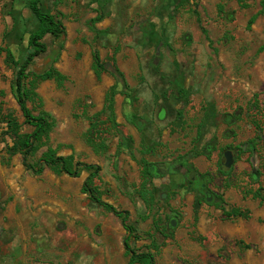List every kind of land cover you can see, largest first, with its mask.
Wrapping results in <instances>:
<instances>
[{
    "label": "rangeland",
    "instance_id": "374dc122",
    "mask_svg": "<svg viewBox=\"0 0 264 264\" xmlns=\"http://www.w3.org/2000/svg\"><path fill=\"white\" fill-rule=\"evenodd\" d=\"M28 4L0 0V119L11 113L19 132L31 127L11 92L5 55H26L28 33L38 26ZM40 8L65 26L52 64L65 78L40 81L28 101L54 119L36 157L50 146L99 164L100 197L128 212L137 235L129 243L151 252L154 264H264V0H107L93 25L101 10L94 0H40ZM43 41L47 50L31 71L53 57L57 41ZM93 49L115 62L130 88L114 95L115 124L104 109L115 79L95 74ZM13 142L2 120L0 264L16 252L27 264H138L129 262L120 219L82 192L87 171L35 174ZM227 149L230 168L222 165ZM206 173L212 202L194 188ZM232 208L246 216H226Z\"/></svg>",
    "mask_w": 264,
    "mask_h": 264
},
{
    "label": "trees",
    "instance_id": "16d2710c",
    "mask_svg": "<svg viewBox=\"0 0 264 264\" xmlns=\"http://www.w3.org/2000/svg\"><path fill=\"white\" fill-rule=\"evenodd\" d=\"M94 1L99 4L101 10H97L96 15L90 19L92 25L104 18L106 14L104 6L107 2V0ZM28 7L37 19L38 26L34 31L28 33L25 43V47L27 48L26 55L22 61H19L14 58L10 49H7L5 56L6 61L13 67L11 92L23 117V123L29 125L31 130L29 132H19L20 123L11 115V113L5 115L3 119H0V122L2 120L6 121V133L10 134L14 139L11 148H15L16 151L21 153L23 165L26 169L31 170L35 174L42 173L47 167L54 170L56 173H64L72 177L79 176L82 171H87L88 175L82 183L81 190L87 194L88 199L93 204L113 213L120 219L122 226L127 231L126 236L123 238V247L126 254L129 256V262L138 264H154V258L151 252H136L130 245V238H137V235L134 227L128 223V212L126 210L116 208L114 205L100 197L98 187L95 184V179L98 177L99 171L101 170V166L99 164L75 160L71 154H57L56 149H53L50 146H47L46 150L41 153L39 157H36L35 155L37 150L42 145L48 143L49 133L54 125V119L45 110L34 113L28 106V101L32 100L36 96L35 88L40 81L52 78L57 83L61 84L64 80L65 76L52 64L57 60L59 53L63 48L66 31L65 26L57 15L43 11L40 8V0H29ZM196 20L198 23L201 22L197 13ZM201 29L206 38H208L206 29L203 27H201ZM94 30L96 32L98 31L95 27ZM46 35L52 36L57 41L53 57L50 58V61L45 69H34L31 71L28 68L34 63L35 58L47 50V46L43 41V38ZM261 48H264V44ZM91 56L93 70L96 75H99L102 72H109L115 79V83L106 91L104 99V109H106L109 113L108 119L115 124L113 114L114 95L118 93V91L128 95L130 88L128 87L123 72L114 61H112V63L104 62L97 49L92 50ZM29 76H31V78L27 81ZM119 86L120 89H118ZM179 160V164L182 167H185L186 161L181 159V157H179ZM144 172L151 175L153 171H151V169L147 166ZM202 176L206 180V183H208L209 178H207V173ZM252 176L255 175L253 174ZM192 178V175L188 177L189 184L194 183L191 181ZM196 179L197 178L195 177V180ZM194 188L199 191L196 187ZM255 194L256 196H261L260 191H256ZM225 215L230 217L246 216L245 213L238 208H232L230 211H225ZM241 244H243L244 248L253 247V245L249 243L241 242Z\"/></svg>",
    "mask_w": 264,
    "mask_h": 264
},
{
    "label": "water",
    "instance_id": "95a60500",
    "mask_svg": "<svg viewBox=\"0 0 264 264\" xmlns=\"http://www.w3.org/2000/svg\"><path fill=\"white\" fill-rule=\"evenodd\" d=\"M224 160L222 164L226 167L229 168L234 162V157H233V152L231 150H225L224 151ZM206 201H210L212 199V194L210 192L206 193L205 195ZM171 224L174 225V220H171Z\"/></svg>",
    "mask_w": 264,
    "mask_h": 264
},
{
    "label": "flooded vegetation",
    "instance_id": "af4514ba",
    "mask_svg": "<svg viewBox=\"0 0 264 264\" xmlns=\"http://www.w3.org/2000/svg\"><path fill=\"white\" fill-rule=\"evenodd\" d=\"M227 150H229V149H227ZM223 155H224V152H223ZM234 157V156H233ZM234 163V162H233ZM223 165V164H222ZM233 165V164H232ZM231 165V166H232ZM224 166V165H223ZM148 167H149V169H152V166L151 165H148ZM182 167V166H181ZM225 167V166H224ZM182 168H184V167H182ZM226 168V167H225ZM230 168V167H229ZM156 171H158L157 169H155ZM186 171L185 172H187V171H189V170H187V169H185ZM191 175V174H190ZM189 175V176H190ZM188 175H187V177H189ZM196 178H197V176H196ZM191 181H193V182H195V179L194 178H192V180ZM207 184L208 183H206V180L205 179H203L199 184H197L195 187L197 188V189H199V192H201L204 196L206 195V193H208L209 191H208V189H207ZM212 194V193H211ZM212 198H214L213 197V194H212ZM211 201V200H210ZM172 220V219H171Z\"/></svg>",
    "mask_w": 264,
    "mask_h": 264
},
{
    "label": "crops",
    "instance_id": "0c3cea01",
    "mask_svg": "<svg viewBox=\"0 0 264 264\" xmlns=\"http://www.w3.org/2000/svg\"><path fill=\"white\" fill-rule=\"evenodd\" d=\"M0 105H1V103H0ZM4 105V104H3ZM15 254V255H14ZM14 254H11L12 255V257L13 258H11V256H9V257H7V258H9V259H12V261L14 260V258H16L15 260H19V262H17V264H27L26 262H25V259H24V256H23V254L22 255H20L19 253H14ZM22 258H23V260H22ZM8 260V259H7ZM7 260H4L2 263H7ZM22 260V261H21ZM6 261V262H5ZM12 261L10 262V263H7V264H13L12 263ZM33 264V263H32Z\"/></svg>",
    "mask_w": 264,
    "mask_h": 264
}]
</instances>
